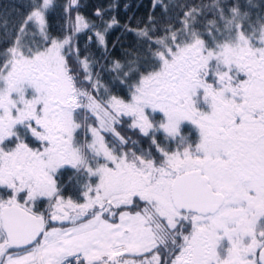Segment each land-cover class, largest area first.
<instances>
[{
    "label": "snow or ice",
    "instance_id": "6c2138e0",
    "mask_svg": "<svg viewBox=\"0 0 264 264\" xmlns=\"http://www.w3.org/2000/svg\"><path fill=\"white\" fill-rule=\"evenodd\" d=\"M13 8L0 264H264V0H152L134 25Z\"/></svg>",
    "mask_w": 264,
    "mask_h": 264
},
{
    "label": "trees",
    "instance_id": "16d2710c",
    "mask_svg": "<svg viewBox=\"0 0 264 264\" xmlns=\"http://www.w3.org/2000/svg\"><path fill=\"white\" fill-rule=\"evenodd\" d=\"M25 0H0V4L7 7L10 15L14 14L13 6L22 5ZM60 3H64L65 0H58ZM151 2L152 0H79L80 3V14L88 17L93 22L99 24L100 21L94 17V12L97 8L108 10L109 15H114L120 21L121 25L129 23L134 25L136 20L142 17H145L146 14L151 10ZM110 5H115V7L110 8ZM125 5L129 7L125 8ZM19 10H23L20 8ZM75 15V13L73 14ZM108 17L106 16L105 19ZM87 35H91V33H81L78 37L79 45L81 48L85 47L88 43ZM123 36V29L114 28L109 31L108 40H109V50L113 53H118L121 50V44L127 45L131 41V36L129 35L127 38L121 39L118 42V38ZM116 45L113 48V45ZM92 51H96L95 46H90ZM103 64L104 61H101ZM103 75V74H102ZM131 135V133H128ZM136 139L135 136L132 137ZM144 147V145H143Z\"/></svg>",
    "mask_w": 264,
    "mask_h": 264
},
{
    "label": "flooded vegetation",
    "instance_id": "af4514ba",
    "mask_svg": "<svg viewBox=\"0 0 264 264\" xmlns=\"http://www.w3.org/2000/svg\"><path fill=\"white\" fill-rule=\"evenodd\" d=\"M121 95L123 96V95H125V93H121ZM144 147L147 148V145L145 144Z\"/></svg>",
    "mask_w": 264,
    "mask_h": 264
},
{
    "label": "rangeland",
    "instance_id": "374dc122",
    "mask_svg": "<svg viewBox=\"0 0 264 264\" xmlns=\"http://www.w3.org/2000/svg\"><path fill=\"white\" fill-rule=\"evenodd\" d=\"M86 37H88V35Z\"/></svg>",
    "mask_w": 264,
    "mask_h": 264
}]
</instances>
